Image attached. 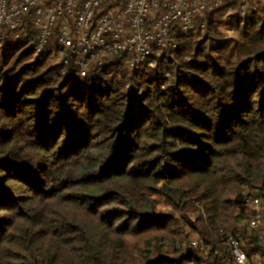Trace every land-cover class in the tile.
<instances>
[{
	"label": "trees",
	"instance_id": "obj_1",
	"mask_svg": "<svg viewBox=\"0 0 264 264\" xmlns=\"http://www.w3.org/2000/svg\"><path fill=\"white\" fill-rule=\"evenodd\" d=\"M240 5L83 77L33 25L2 30L0 264H184L220 230L264 253L244 200L264 208V0Z\"/></svg>",
	"mask_w": 264,
	"mask_h": 264
},
{
	"label": "built area",
	"instance_id": "obj_2",
	"mask_svg": "<svg viewBox=\"0 0 264 264\" xmlns=\"http://www.w3.org/2000/svg\"><path fill=\"white\" fill-rule=\"evenodd\" d=\"M250 0H241L245 14ZM225 0H0V38L2 30L14 32L16 38L27 34L29 25L38 31L37 52L63 50V67L74 60L81 76L102 56L126 53L131 64L150 66L157 50L176 47V32L195 29L200 18L217 11ZM253 209L246 219L264 243V208L261 196H246ZM222 249L209 253L205 240L194 238L190 248L198 258L184 264H263L264 253L245 252L233 233L220 230L216 239ZM181 256L186 247L177 245Z\"/></svg>",
	"mask_w": 264,
	"mask_h": 264
},
{
	"label": "rangeland",
	"instance_id": "obj_3",
	"mask_svg": "<svg viewBox=\"0 0 264 264\" xmlns=\"http://www.w3.org/2000/svg\"><path fill=\"white\" fill-rule=\"evenodd\" d=\"M165 206H166L165 204H160V205H159V208H160V209H164Z\"/></svg>",
	"mask_w": 264,
	"mask_h": 264
}]
</instances>
